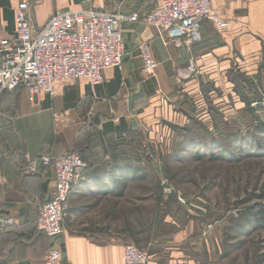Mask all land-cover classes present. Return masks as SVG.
I'll use <instances>...</instances> for the list:
<instances>
[{
	"label": "crops",
	"instance_id": "1",
	"mask_svg": "<svg viewBox=\"0 0 264 264\" xmlns=\"http://www.w3.org/2000/svg\"><path fill=\"white\" fill-rule=\"evenodd\" d=\"M19 2L0 0V40L15 39V10ZM161 2L30 0L32 24L37 32L58 11L94 10L139 15L138 22L124 24L125 56L120 69L107 71L105 82L95 87L86 82L69 87L60 83L57 95L47 97L44 102L46 111L61 108L77 112L83 109L85 114L88 112V117L92 116L93 128L98 132L97 138L83 139L81 128L68 139L73 145L80 141V144L86 143L84 156L87 163L84 180L74 187L69 199L71 216L86 217L92 210L101 215L111 199L124 198L126 206L134 207V198L128 200L125 196L128 186L134 183L127 184L124 194L118 196L115 191L121 184L112 180L127 165L139 166L135 164L130 144L134 134L143 133L144 129L162 131L163 119L184 128L194 113L206 109L204 87H221L227 94L233 88L229 82L224 84L222 78L239 73L254 81L264 80V0H211L212 7L227 22V31L219 32L213 24L204 21L179 23L164 38H159L155 29L146 24V17ZM145 43L149 44L158 65L154 78L143 71L140 49ZM208 94L211 96L212 92ZM10 95L11 92H4L2 101ZM223 100L222 97L216 102L223 104ZM30 119L20 122L26 127L31 124ZM10 131L11 137L17 136L18 132L24 133L23 129ZM10 138L4 135L0 140V264H46V257L54 247L63 249L69 264H123L124 244L112 237L111 231L100 229L102 225H94L93 230L87 223L80 229L65 225L64 235L56 240L43 234L39 236L35 206L54 196V174L50 171L51 177H47L45 171L37 175L38 192L33 196L15 188L8 177L14 180L19 177L16 171L22 166V159L35 158L36 154L32 152L34 150L25 152L23 157L17 152L2 153L3 148H13L15 140ZM33 141L36 140L25 139L20 145L30 146ZM156 141L159 142L158 137ZM41 155L50 153L44 150ZM108 206L110 221L117 215L133 221V209L120 212L117 203L112 207L110 202ZM6 219H13V225L2 226L1 220ZM146 233L141 234L146 236V241L140 240L139 244H144L149 252V264H213L215 261L210 240L213 231L199 230L191 219L186 218L181 229ZM126 237L132 239L129 235Z\"/></svg>",
	"mask_w": 264,
	"mask_h": 264
},
{
	"label": "rangeland",
	"instance_id": "2",
	"mask_svg": "<svg viewBox=\"0 0 264 264\" xmlns=\"http://www.w3.org/2000/svg\"><path fill=\"white\" fill-rule=\"evenodd\" d=\"M260 80L254 81L239 73L222 78L224 84L229 82L233 88L228 94L224 92L225 95L221 87H204L206 109L194 113L184 128L163 119L162 131L144 129L143 133L134 134L130 140L133 159L149 178L128 186L125 196L128 200L134 198V207L126 206L124 198L107 201L112 207L117 203L120 212L133 209V221L129 217L126 220L124 215L110 221L107 205L101 215L92 210L86 217H75L69 211L65 225L80 229L87 223L91 230L96 224L102 225L99 228L111 231L112 237L122 241L124 249L131 244L147 251L144 244H139L140 240L146 241V236L141 234L181 229L188 218L199 230L213 231L210 239L213 264H264V80ZM60 85L69 87L78 82ZM10 96L3 101L0 97L3 109L0 140L4 135L10 138L13 128L23 129L24 133L11 137L15 140L13 148H3L2 153L17 152L24 156L25 152L34 150L36 157L31 159L44 156L41 155L44 150L50 157H54L51 154L55 157L73 152L81 154L86 143L80 144V141L73 145L68 139L81 128L83 139L98 137L92 116L88 117L83 109L46 111L44 102L48 96L29 89L16 90ZM222 97L223 104H217ZM27 119L31 124L27 122L24 127L20 121ZM150 134L155 140L147 138ZM25 139L36 141L30 146H21ZM194 155H199L201 160H195ZM29 159H22V166L16 171L19 177L8 178L15 188L33 196L38 192V174L25 173ZM46 171L45 176L51 177V170ZM182 201L192 204L193 208ZM40 204L35 206L37 215ZM6 220L13 223V219ZM6 220H1V224Z\"/></svg>",
	"mask_w": 264,
	"mask_h": 264
},
{
	"label": "built area",
	"instance_id": "3",
	"mask_svg": "<svg viewBox=\"0 0 264 264\" xmlns=\"http://www.w3.org/2000/svg\"><path fill=\"white\" fill-rule=\"evenodd\" d=\"M139 15L105 13L94 10L56 12L41 31H35L31 19L30 0H20L15 10V39L0 40V97L4 92L29 89L54 97L58 85L65 82H86L95 87L105 82V74L120 69L125 56L123 26L138 22ZM208 22L219 32L228 24L211 5V0H162L146 17V24L164 38L179 23ZM140 56L143 71L156 77L157 62L148 43L142 45ZM1 115V108H0ZM87 163L80 153L60 157L44 155L30 159L25 167L27 175L51 170L54 174L55 194L39 205L36 221L38 231L56 240L65 233L69 199L74 187L84 180ZM193 208L192 204H186ZM12 225V221L2 222ZM149 254L135 245L124 249L123 264H149ZM46 264H69L63 249L54 247Z\"/></svg>",
	"mask_w": 264,
	"mask_h": 264
},
{
	"label": "trees",
	"instance_id": "4",
	"mask_svg": "<svg viewBox=\"0 0 264 264\" xmlns=\"http://www.w3.org/2000/svg\"><path fill=\"white\" fill-rule=\"evenodd\" d=\"M84 154H85L84 151L81 152V155L85 160ZM194 159L201 160V157L199 155H194ZM123 170L124 171L121 174L114 176L112 178L114 183L121 184V186H117V189L115 191V194H117L118 196H122L124 194L125 187L127 184L142 182V181L148 180L149 178V175L145 173V171H143L141 167H137V166L134 167V166L127 165V167H125V169ZM42 173H44V171Z\"/></svg>",
	"mask_w": 264,
	"mask_h": 264
}]
</instances>
